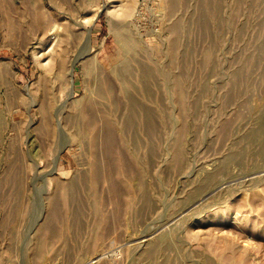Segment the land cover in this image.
Listing matches in <instances>:
<instances>
[{
    "label": "rangeland",
    "instance_id": "obj_1",
    "mask_svg": "<svg viewBox=\"0 0 264 264\" xmlns=\"http://www.w3.org/2000/svg\"><path fill=\"white\" fill-rule=\"evenodd\" d=\"M0 264H264V0H0Z\"/></svg>",
    "mask_w": 264,
    "mask_h": 264
}]
</instances>
